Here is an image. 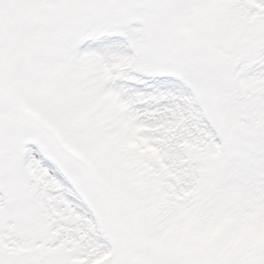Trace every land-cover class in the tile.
I'll use <instances>...</instances> for the list:
<instances>
[{"label":"snow or ice","instance_id":"6c2138e0","mask_svg":"<svg viewBox=\"0 0 264 264\" xmlns=\"http://www.w3.org/2000/svg\"><path fill=\"white\" fill-rule=\"evenodd\" d=\"M0 264H264V0H0Z\"/></svg>","mask_w":264,"mask_h":264}]
</instances>
